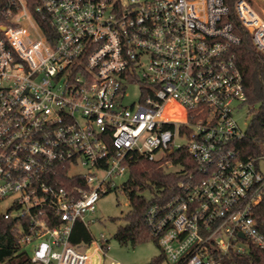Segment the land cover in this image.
Here are the masks:
<instances>
[{
  "label": "built area",
  "instance_id": "built-area-1",
  "mask_svg": "<svg viewBox=\"0 0 264 264\" xmlns=\"http://www.w3.org/2000/svg\"><path fill=\"white\" fill-rule=\"evenodd\" d=\"M41 1L48 35L27 0H0V214L30 264H92L105 236L74 246V225L122 189L134 157L182 148L195 171L146 217L167 263L264 251V131L246 152L229 0ZM234 3L264 55V14ZM133 85L140 96L126 105Z\"/></svg>",
  "mask_w": 264,
  "mask_h": 264
},
{
  "label": "trees",
  "instance_id": "trees-1",
  "mask_svg": "<svg viewBox=\"0 0 264 264\" xmlns=\"http://www.w3.org/2000/svg\"><path fill=\"white\" fill-rule=\"evenodd\" d=\"M235 1L229 0L231 9L227 20L233 23L236 34L241 38L240 44L233 49V54L243 76L244 104L252 106L247 140L243 146L246 152L254 154L258 149L257 141L262 139L264 131V55L256 50L249 31L237 19ZM27 4L28 9L48 35L51 28L47 22L41 21L39 16L45 13L37 11L42 1L27 0ZM3 6L4 3H0V8ZM0 17L4 16L0 15ZM133 159L130 167L131 177L120 189L129 198L130 212L125 217V225L119 226L114 238L126 245L129 242L134 245L139 240L146 239H153L157 243L147 225V213L154 204L165 205L169 199L178 194L179 184L187 175L195 171V164L184 148L166 154L159 161L142 157ZM146 193L151 194L150 199L145 196ZM261 206L264 220V203ZM15 224L16 222L7 221L0 214V264H30L28 253L19 246ZM73 229L72 245H88L93 242V236L84 224L76 223ZM163 259L164 255L161 253L152 259L151 264H160ZM225 264H264V251L253 247L242 259L236 258L233 263L225 262Z\"/></svg>",
  "mask_w": 264,
  "mask_h": 264
},
{
  "label": "rangeland",
  "instance_id": "rangeland-1",
  "mask_svg": "<svg viewBox=\"0 0 264 264\" xmlns=\"http://www.w3.org/2000/svg\"><path fill=\"white\" fill-rule=\"evenodd\" d=\"M250 2L257 12L261 15L264 14V0H250ZM128 91L125 100L126 105L137 101L140 96L139 86L137 85L130 86ZM233 105L236 121H238L243 131H248L252 106L241 101H235ZM260 167L261 171L264 172V163H261ZM130 177V173H128L124 177L118 178L115 184L120 187L127 183ZM145 196L148 199L151 198L149 193H146ZM6 207L7 204L2 206L3 209ZM95 211L87 218L88 228L93 236V242H98L99 245H102L100 241L102 234L105 236L106 247L101 253L93 255L92 264H151L152 259L162 253L160 246L153 239L139 240L134 245L130 242L127 245L121 244L115 240L114 236L119 226L125 225V217L130 212L129 198L120 189L103 195L99 199ZM242 245L248 246V243L243 242ZM94 249L92 253H94ZM28 250L30 251L31 248H28ZM160 264L168 263L163 259Z\"/></svg>",
  "mask_w": 264,
  "mask_h": 264
},
{
  "label": "crops",
  "instance_id": "crops-1",
  "mask_svg": "<svg viewBox=\"0 0 264 264\" xmlns=\"http://www.w3.org/2000/svg\"><path fill=\"white\" fill-rule=\"evenodd\" d=\"M87 227V226H86ZM88 228V227H87ZM89 229V228H88Z\"/></svg>",
  "mask_w": 264,
  "mask_h": 264
},
{
  "label": "bare ground",
  "instance_id": "bare-ground-1",
  "mask_svg": "<svg viewBox=\"0 0 264 264\" xmlns=\"http://www.w3.org/2000/svg\"><path fill=\"white\" fill-rule=\"evenodd\" d=\"M95 255V254H94Z\"/></svg>",
  "mask_w": 264,
  "mask_h": 264
},
{
  "label": "water",
  "instance_id": "water-1",
  "mask_svg": "<svg viewBox=\"0 0 264 264\" xmlns=\"http://www.w3.org/2000/svg\"><path fill=\"white\" fill-rule=\"evenodd\" d=\"M243 237V236H242Z\"/></svg>",
  "mask_w": 264,
  "mask_h": 264
}]
</instances>
